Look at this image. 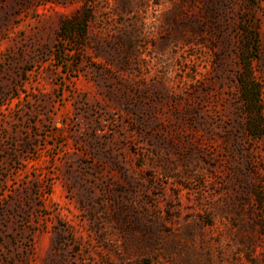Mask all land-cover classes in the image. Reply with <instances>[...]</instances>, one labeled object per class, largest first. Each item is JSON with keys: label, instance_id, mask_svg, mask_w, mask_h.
<instances>
[{"label": "rangeland", "instance_id": "374dc122", "mask_svg": "<svg viewBox=\"0 0 264 264\" xmlns=\"http://www.w3.org/2000/svg\"><path fill=\"white\" fill-rule=\"evenodd\" d=\"M0 264H264V0H0Z\"/></svg>", "mask_w": 264, "mask_h": 264}, {"label": "trees", "instance_id": "16d2710c", "mask_svg": "<svg viewBox=\"0 0 264 264\" xmlns=\"http://www.w3.org/2000/svg\"><path fill=\"white\" fill-rule=\"evenodd\" d=\"M73 27H74V26H73V23H72L71 21H69V22H65V23L63 24L62 28H61V33L64 34V32H71V31L73 30ZM76 30H78V31L81 30V31L84 32V28H81V24H78V25H77ZM79 35L82 36V33L79 34ZM65 37L70 38V37H71V34H70V35H66V34H65Z\"/></svg>", "mask_w": 264, "mask_h": 264}]
</instances>
